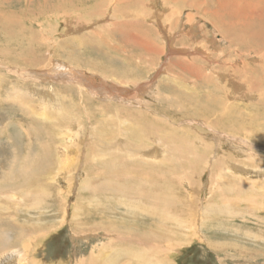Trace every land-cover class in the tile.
<instances>
[{"label":"rangeland","instance_id":"obj_1","mask_svg":"<svg viewBox=\"0 0 264 264\" xmlns=\"http://www.w3.org/2000/svg\"><path fill=\"white\" fill-rule=\"evenodd\" d=\"M130 1L133 5V0ZM175 1L177 0H140L138 7H135L138 11L135 9L133 11L140 13L141 9V12H145V30L122 28L130 33L128 42L131 41L128 43L123 41L120 32L108 31L105 41L100 39V42L97 41L95 34L91 37L87 35L91 29L106 25L103 23L108 25L107 21L113 15L115 0H108L106 3L107 8L112 10L104 9L108 10L106 14H97L95 16L98 17L94 19V16L81 18L86 11L93 9L95 0H88L83 4L82 2L66 4L58 11L55 10L56 5L52 6L53 3L57 4L56 0H0V19L2 16L3 19L10 16V20L11 18L19 20L16 29L11 28L8 31L2 28L3 24H0V86L2 84L0 87V218L10 217L12 224L27 225L29 229L27 232L24 231L23 242L21 240V245L16 247L11 242L18 236L17 230L14 227L10 230L4 229L6 232L2 237L5 236L9 240L11 247L0 251V264H88L95 257L99 264H264V102L261 103L259 95H248L244 90L241 91L242 93H232L234 96L230 98L227 95L229 93L222 90V86L221 89L216 83L207 85L202 78L205 72L206 75L209 73V76L216 78L215 80L224 79L226 69L234 65H243V59L252 64L257 63L263 55L243 48L236 51V46L227 44L215 24L205 20L202 15L197 14V11L193 12L196 14L194 18L189 20L188 13L191 12L189 8H186L183 14L177 12L172 16L177 24L173 21L175 26L172 25L170 28V24L163 20V17H159V13L162 16L164 12H169L171 8L167 6L168 2L173 3L174 7V3L177 5ZM197 2L212 11H216L218 7L221 15L230 17L234 15L233 18L242 17L239 11L238 13L234 10L241 7L239 10L251 13L245 18L247 20L264 16V0H197ZM117 4L122 6L126 3ZM231 10L232 14H230ZM157 19L164 21L163 24L169 34L167 37L173 36L172 40H165L164 33L157 26ZM78 20L87 26L77 32L71 28L76 26ZM148 25L154 31H150L149 28L148 30ZM43 28L50 31L48 33L50 38L44 40L41 48H37L39 55L36 57L44 64L54 59L56 61L53 65L46 64L37 69L19 65L21 62L16 59L14 47L28 46V37L32 39L35 35L40 37L36 38L39 42L43 41L40 33L32 35L33 31ZM103 35L104 33L101 37ZM187 37L189 38L186 39ZM90 38H93L92 43ZM138 38L146 44H155L160 50L164 47L165 53L161 55L156 53L158 49L150 51L138 47L135 45ZM171 42L175 44L174 46L182 48L184 52L171 54L169 51ZM38 45L36 42V46ZM198 47L208 50V53L212 54H209L210 58L202 55V52L197 50ZM1 50L8 51L9 55L1 54ZM23 51L20 49L18 52L23 55ZM129 55H133L132 61L136 63L131 66L134 73L127 75ZM72 57L78 58V63L80 62L83 68L67 64L70 66L69 69L60 65L64 64V59L73 62ZM84 64L87 66L85 67ZM99 64L105 65V68ZM187 64L190 65L193 74H190L191 72L186 74L184 71ZM162 66L163 70H161ZM111 67L116 70H109ZM98 68L110 73L115 71L119 76L120 72L125 73L127 77L123 75L120 77L130 78L132 81L127 83L129 86L123 85L124 79L120 81L110 77ZM61 72L67 74L62 75ZM222 73L224 75L221 76ZM178 74L183 80H179ZM41 86H48L50 90L46 91ZM51 86L71 87L75 92H67L73 97L70 101L68 99L62 103L59 99L60 92L54 91L57 89ZM120 87L132 90L133 94L130 91H123L126 92L124 93L126 96L129 94L127 97L135 95L131 102L123 100ZM173 90L175 92H171ZM259 90L262 91L264 98V88L261 87ZM198 92L209 94L213 101L217 100L220 110L224 108L220 107V104L221 99L225 97L227 109H232L230 113L233 116L229 118L232 122L237 116L249 114L244 121L245 128L261 137L258 138L259 141L245 135L246 133L233 134L217 128L207 129L205 125L216 122L218 118L219 121L223 119L225 122V116L222 118L216 114L199 113L201 110L197 105H193L194 109L188 114H184L179 109L176 116L173 115L175 111L169 109L172 105L169 100L172 93L191 95L192 97L182 102L188 106L197 102V96L194 94ZM78 94L81 98L86 97L93 101V105L88 106V111H84L81 107ZM42 96L47 97V101L45 98L41 99ZM26 102L27 105H24ZM138 103H141V106ZM105 104L110 106L109 110H106V122L102 121L103 113L98 110ZM26 108L34 109L32 113H28ZM116 108L119 109L118 115L115 114ZM139 108H143L146 117L148 116L156 124L165 125L162 119L168 121V126L165 125L168 127L167 131L186 135V140L180 143L181 147L189 151L188 153L198 147L199 154H202L199 164L202 170L196 174L194 172L196 167H190L184 160V167L177 178L181 181V185L180 187L174 185L171 188L174 194L172 197L179 193L178 197L185 200L187 206L195 213L194 221L186 223L184 215L182 221L184 225L180 233L174 236L171 232L173 238L159 244L160 256H147L152 251L151 247L146 245L139 247L125 242L124 239L130 235V231L119 232V228L116 231H109V227H99L102 226L99 225L100 223L111 219L112 222L115 220L117 223L123 221L127 215L123 217L127 213V207L133 205L132 200L138 199L128 198L123 193L115 195L114 192H105V189L101 188L91 193L90 187L88 188L93 175L105 171L103 166L97 169L94 165L108 157L106 152L110 149L105 148V144H116L120 141L124 146L127 140L128 143L130 142L129 134L134 126L146 124L144 119L131 120L132 115ZM154 115L162 119L154 120ZM111 119L117 120L116 124L127 129V132L121 136H114L113 127L115 129L118 125H115V122L111 125L112 121L109 125L108 121ZM214 126L217 127L216 124ZM163 138L158 133L149 132L145 135L141 133V140L148 144V148L137 153L143 152L151 161L164 162L165 159L168 161L170 148ZM45 148L54 150L53 157L49 159L51 165L48 162V170L41 172L39 178L34 177V174L30 186L23 185L21 176L14 177L15 182L10 181L14 180L11 177L19 171L26 170L29 165H33L32 170L36 169ZM72 156L74 158H71ZM215 165L220 167L216 168ZM105 210H111L109 215L100 216ZM180 211H183L182 208L178 209V212ZM138 214L141 216L137 217V212H132L126 219L130 220L125 224L128 225L127 229H131V226L139 223L142 217L147 216V212L143 210L138 211ZM180 215L183 213L180 212ZM157 221L159 225L163 223L160 219ZM178 229L181 228L177 227ZM179 235L181 237H178Z\"/></svg>","mask_w":264,"mask_h":264},{"label":"bare ground","instance_id":"obj_2","mask_svg":"<svg viewBox=\"0 0 264 264\" xmlns=\"http://www.w3.org/2000/svg\"><path fill=\"white\" fill-rule=\"evenodd\" d=\"M85 1H88V0H56L57 4L53 3L52 6L56 5L55 6V10L58 11V9H61V7L63 5H66V4L70 5L72 3L76 4V3H81V2L83 4V3H85ZM107 2H108V0H95L94 4L92 5L93 9L86 11L85 14H82L84 16L81 19L87 18V17L91 18L93 16H94L93 17V19H94L95 17H98V16H95L97 14L105 15L106 11L112 10V9L107 8L108 7L107 4H106ZM175 2L177 3V5H175V3H174V7H173V3L168 2L167 6H169L171 8L169 12H164L162 14V16L159 13V15H160L159 17H163L164 18L163 20H165L166 22H168V24H170L169 25L170 28L172 27V25L175 26V24H177V21L175 22L173 20L172 16H175V14H177V12H178V14L179 13L183 14V11L186 8H189V10L191 11V12L188 13V19L189 20H192L194 18V16L196 14L194 13L195 14L194 15L193 12L197 11V14L202 15V17L205 20L212 21L215 24L216 28L219 31H221V33L223 34V37H225L227 44H230V46L231 45L232 46L233 45L236 46V48H237L236 51H240L243 48L246 51L247 50H251L253 52L255 51L256 54H258V55L260 53H262V55H263V58L259 59V61H258L259 63L257 62V63L252 64L249 61H246L245 59H243L244 60L243 65H239V66H235L234 65L231 68L226 69V73H225L224 79L223 78L222 79L218 78L219 80H215L216 78H214L213 76H209L210 75L209 73L206 75L205 72H204V74L202 76V78L205 79L204 82L207 85H208V83H209V85L211 83L212 84L216 83L218 86H220V88L222 86L223 89L222 88L221 89L227 91L229 93L227 95L230 98L233 97L234 94H238V92H241L242 90H244L245 93L248 94V95L249 94H254L256 96L259 95V98L261 99L260 100L261 103L264 102V98H262V96H263L262 95V91L259 90L261 87L264 88V16H263V14H262L263 17H261V18H257V19H255V18L252 19L251 18L252 20H247L245 18L249 17V15H251V13L248 14V12L239 10L242 7L241 8H237L238 10L234 9L236 12L239 11L240 13L239 12L238 13L241 14L240 16H242V17H238V18L234 17L233 18L234 15L232 17L221 15L220 9L218 7H216L217 8L216 11L205 9L201 3L197 2V0H177ZM117 3H120V5L125 4V3L126 4L122 5V6H119V4H117ZM141 3H144V2L141 1ZM220 3H221V1H220ZM138 4H140V0H133V5H132L130 0H115V5H113L114 6L113 15L110 17L112 20L109 18L110 20L107 21L108 25H107V23H103V24H106V25H101L98 28L96 27L94 29H91L89 31V33H87V35L89 37H91L92 34H93V36L95 34L96 38L98 39L97 41L100 42L99 41L100 39L102 41L103 40L105 41L106 37L108 36L106 34L108 31H110V32L113 31V33L114 32L115 33L116 32H118V33L120 32L123 35V41H125V42L127 41L128 42V36L130 35V33L128 34L127 32H125L126 30L124 31V30H122V28H124V27L127 28L128 27V28H132L134 30H137L138 28H142L143 30H145V24H146V22H145L146 21L145 12L144 13L141 12L142 11L141 9L139 10L140 13H137L136 11H133V9L138 11V9L135 8V7H138ZM214 5H216V4H214ZM104 9H108V10H104ZM148 9H149V7H148ZM228 9H230V8L228 7ZM36 11H38V10H36ZM224 13H226V11ZM108 14L111 15L110 13H108ZM139 14L141 15V17H139ZM230 14H232V10H231ZM260 15H261V13H260ZM12 17H14V15ZM165 17H166V19H165ZM79 19H80V17H79ZM84 20H86V19H84ZM161 20L162 19H157V21H156L157 22V26L164 33L165 40H170V39L172 40L173 36L167 37V35H169V34L167 33V31L165 29V26L163 24L164 21H161ZM0 21H1L0 24H3L2 28H5V30L8 31L11 28L16 29V27H17L16 23H18L17 21H19V20H17V19L13 20V18H11V20H10V16H8L7 18L3 19V16H2ZM173 21H174L175 24L173 23ZM82 23H80V21L78 20L77 24H75L76 26L71 28V29H73L74 31L78 32L79 30H82V29L86 28L87 25L85 23L84 24H82ZM26 28H28V27H26ZM148 28L150 29V31L153 30V29L151 30V26H149V25L147 26V29ZM29 31H31V29ZM169 32H171V31L169 30ZM35 33L36 34L40 33L39 35L41 36V38H43V41H41V39H40L41 42H39V39H36V38H40V37H36V35H35V38L32 36L33 37L32 39L30 37H28V41H29L28 42V46L20 45V48L18 46L14 47L15 51H16L15 52L16 55L14 53L13 54L15 56H17V58H16L17 61L19 60V62H21L19 65H21L23 67L24 66L25 67L32 66V67H35L36 69L40 68L43 65L45 66L46 64L53 65V63L56 61L55 59L52 60V62L44 64L43 62H41V60L38 59V57H36V56L39 55L38 52H37L38 51L37 48L38 47L41 48L42 47L41 44H43L44 40H47V39L50 38V34H48V33H50V31H48L47 28H45V29L43 28V29H40V30L33 31L32 35H34ZM102 33H104L103 37H101ZM148 33H149V31H148ZM10 34H12V33H10ZM172 34H174V33H172ZM172 34H170V35H172ZM51 37H53V36H51ZM76 37H78V36H76ZM159 37H160V35H159ZM188 38L189 37H187L186 39H188ZM92 39L90 38L91 43H92ZM32 41H33V43H32ZM36 42L39 44L38 46H36ZM135 42H136L135 45H137L138 47L146 48V49H149L150 51H156L158 49L156 51V53H158V54L160 53L161 55H163L165 53V51H166L164 49V47L160 50V48H157L158 46H156L155 44H153V43L146 44V42L140 41L139 38H138V41H135ZM190 42H192V41H190ZM133 44H134V42H133ZM174 45H175L174 43H172V42L170 43V46H169L170 50L169 51H170L171 54H172V52L175 55L176 54H182L184 52V51H182V48H180V47L178 48V46L176 47ZM70 46H73V45H70ZM20 49L24 50L23 51V53H24L23 55H21L20 52H18ZM118 49H119V47H118ZM230 49L228 51H230ZM123 50L124 49H122V51ZM197 50H199V52H202V55L207 56L208 58H210V55H212V54L208 53V50H205L202 47H198ZM195 51L193 50V52H195ZM189 52L191 53L192 51H189ZM1 54L9 55V52L6 51V50L4 52H2V50H1ZM14 55H13V57H15ZM196 55H197V53H196ZM228 55H226V56H228ZM122 56H123V54H122ZM132 56L133 55H129L128 56V58H129L128 61L129 60L130 61L127 62V63H129L130 67L129 66L127 67V69L129 70V71L126 70V71L129 72V74H127V75H130V74L134 73V69L131 68V66L135 65L136 62L132 61ZM177 57H179V56H177ZM89 58H91V57H89ZM229 58H230V56H229ZM236 58H238V56ZM170 59H172V58H170ZM174 59L177 60V58H175V56H174ZM64 60H65L63 62L64 64L61 63L60 64L61 66H64V67L67 66L70 69V66L67 65V64H73L76 67H79V68L82 67L83 68V66H81L79 64L80 62L78 63V58L77 59L73 58V60H72L76 64H74L73 62H71L69 60H66V59H64ZM168 60H169V58H168ZM126 61H127V59H126ZM169 61L172 62L171 60H169ZM212 63H213V61H212ZM88 64H89V62H88ZM213 64L215 66V63H213ZM55 65H57V64H55ZM193 65H194V63H193ZM86 66L87 65H85V67ZM99 66H101V64H99ZM104 66H101V67L105 68ZM165 66L166 65H164V67ZM194 66H196V65H194ZM210 66H211V64H210ZM164 67L163 66H162V68L160 67L161 70H163ZM199 67H201V66H199ZM192 68L194 69L195 67H192ZM214 68H216V67H214ZM45 69H46V67H45ZM47 69H49V68H47ZM111 69H112V67L109 68V70H111ZM180 69H181V67H180ZM185 69H184V71H186V74H187V72H189V73L191 72L190 74H193L192 71H190V70H192L190 65L187 64ZM199 69H197V70H199ZM211 69H212V67H211ZM72 70H73V68H72ZM112 70H116V68H113ZM100 71L102 73H105L106 75H109L110 77H115L116 79H118L120 81L125 78L123 76L127 77V75L125 73L123 74L122 72H120V76L121 75H123V76L120 77L115 71H111V73L108 72V71H105V70H100ZM195 71H196V69H195ZM117 72H119V71H117ZM212 72H214V70ZM61 73H62V75L67 74V73H63V72H61ZM79 73H81V72H79ZM174 73L175 72H173V74ZM199 73H200V71H199ZM222 75H224V74L222 73L221 76ZM179 76H180V74H178V77ZM195 76H197V74ZM180 77H179V80H183V79H180ZM221 80H223V81H221ZM123 81L125 82L123 85H125V84H127L129 82L131 83L132 80L129 78V79H124ZM0 82H1V79H0ZM119 83H121V82H119ZM179 83H180V81H179ZM0 87H2V84H1ZM51 87L53 89L54 88L57 89V90H54V91L60 92L59 99L61 100L62 103L64 101L68 100V99L70 101L71 98L73 97V95L71 93H67V92H72L73 91L72 90L73 88H71V87H58V86H51ZM41 88H43L46 91L50 90V88H48V86H41ZM120 88H121L120 89V94L123 96V100L125 102H131L132 99H133L132 97H135V95L134 96L130 95L129 97H127L129 94H127V96H126L124 94L126 92H123V91H127L128 92V91H130V89L129 90H125L122 87H120ZM58 89H60V90H58ZM131 91H130V93L133 94V92H131ZM73 92H75V91H73ZM171 92H175V90H173ZM232 93H234V94L232 95ZM202 94H203V92H202ZM202 94H200V92L194 94V95L197 96V99H198L197 102L186 106L182 102L184 100H187L188 97H192L191 95H189V94L185 95V93L184 94L172 93L171 99L169 98L170 103L172 102L171 103L172 105L169 107V109L171 111L174 110L176 113L174 112L173 115L176 116L177 111L179 109L182 110L184 114H188L190 111H192L194 109L193 105H197V106H199L198 107L199 110H201V112H199V113L208 114V115L216 114V115H220V117L225 116V119H226V120L224 119L225 122L223 121V119L221 121H219V118H218V120L216 122L214 121L212 123H209L208 125H205V127L207 129H216L217 128V129H222L223 131H226V132H232L233 134L246 133L245 135H249L250 137L254 138L255 141L256 140L259 141L258 138H261V137H258L257 135L253 134L252 131H250L248 128H245L244 121L246 120V117L249 116V114L242 115L241 117L237 116V119L232 122V119H229L230 117L233 116L232 113H230V110H232V109H230V110L227 109V107H226L227 106V100H226L225 97L221 99L222 103L220 104V107H224L225 109L223 108V109L220 110V108H218L217 100H215V101L211 100L209 94H206V95H204V94L202 95ZM224 94H223V96H224ZM227 95H225V96H227ZM56 96L57 95H55V92H54V97H56ZM239 97H241V96H239ZM43 98H45V97L42 96L41 99H43ZM52 98H53V96H52ZM78 98H79L78 101H79L80 105L82 103L81 107H83L84 111H88V108H89L88 106H92L93 105V101H91L90 99H88L86 97L81 98V95L78 94ZM45 99L47 101V97ZM163 100H166V99H163ZM138 104H140L139 106H141V103H138ZM166 104H167V102H166ZM24 105H27V102L24 103ZM39 105L41 106V104H39ZM105 105H101V108L98 109V110H101V113H103L102 115L104 116V118H102V121L104 120L106 122L107 121L106 110L107 109L109 110L110 106H107V105L105 106ZM212 105H214L215 107L212 108L211 107ZM16 106H19V105L16 104ZM99 106H100V104H99ZM234 108H236V107H234ZM26 109H27L28 113H32L34 108L33 109L26 108ZM142 109L141 108L137 109L139 112L137 111L134 115H132L133 117H132L131 120H134V119H141L142 120V119H144V123L146 122V124L143 125L141 123V125L134 126L133 131L129 134V137H130L129 141L130 142L128 143V140L126 142L124 141L125 142L124 146H122L120 141L116 142V144L115 143L114 144H108V145L105 144V148L108 147L110 149L109 152H106L108 154V157L106 159H104V161H101V162L98 161V162H96V164H94L95 168H97V169H101L100 167L103 166L104 167L103 169H105V171L96 172L97 175L96 176L93 175V177L91 178L90 184H88V188L90 187L91 193H94V191L96 192V190L98 191L99 188H101V189H105V192L106 191L114 192L115 195H117L119 193H123L128 198L135 197L136 199H138V200H132L133 205H131L130 207H127V209H126L127 213H125L123 215V217L126 214L127 215L124 217L123 221H120V222L117 223L115 220H114V222H112V219H111V220H109V221H107L105 223H100L99 225L102 224V226H99V227H104V228L105 227H109L110 228L109 231H116L118 228H119L118 229L119 232L130 231V235L126 236L125 239H124L125 242H127L130 245H137L139 247L140 246L143 247L144 245H146L148 247H151V249H152V251L149 252L147 254V256H160L161 251L159 249V244H162V243L166 242L167 239L173 238V235H170L171 232L174 234V236L180 233L179 231L182 230V227L184 225L183 222H182L184 215L187 218L186 219L184 217L185 218L184 221L186 220L185 221L186 223L187 222L192 223L194 221V214L195 213H193L192 209L189 208V206H187L185 200H183L182 198L178 197L179 193L175 194L176 196L172 197L174 194L172 193V189L171 188H173L174 185H177L179 187L181 185V181H178L177 178H178V175L180 174V172L182 171V169L184 167V164H183L184 160H186L185 163H187L190 167H196V169H194V172H196V174H198V172H200V170H202V167H200L201 169L199 168V164L201 163L200 158H201L202 154H199V149L200 148H198L196 146H195L196 149H193V151L191 149V153H188L189 152L188 150H185L183 147H181V143H182L181 141H183V140L185 141L186 140V137H187L186 135H181V134L176 133V132L167 131L166 128L168 129V127H166V126H168V121L162 119L159 116L157 117V116L154 115L155 116L154 120H156V119H160L161 120L162 119V121H164L166 126L163 125V124H156L153 120L149 119L148 116L146 117V115L144 113L145 110L143 111ZM37 110H38V108H37ZM116 110L118 112L116 111L115 114L118 115L119 114V109L116 108ZM222 110H224V111H222ZM47 113H49V112H47ZM238 113H239V111H238ZM119 118L120 117L118 116V120H119ZM222 118H224V117H222ZM109 119H110V117H109ZM172 119L174 120V118H172ZM250 119H252V118H250ZM111 121H112V124L109 123ZM123 121L124 120H122V122ZM113 122H115V125H118V124H116L117 120L114 121V119H111V120L108 121L109 125L110 124L113 125L114 124ZM215 124H216L217 127L214 126ZM113 130H115V131H113L114 133H112L114 136H121V135H123V134H125L127 132V129H125L122 126L119 127V125H118V127L116 126L115 129L113 127ZM170 130H173V129H170ZM149 132L150 133H158V134L162 135L164 137L163 138L164 141L166 143H168V146L170 148L168 150L169 151V156H168L169 163H168V161L166 159L164 160V162H162L160 160L151 161V160L148 159L150 157H145L143 152L137 153L138 151H144V149L148 148V144L145 141L141 140V133L145 135L146 133H149ZM121 147H124V149H119ZM94 150L98 151L97 149H94ZM92 151H93V149H92ZM119 151H122V152L119 153ZM42 152H43V154L39 158L40 159V164L36 167V169L32 170L33 165L32 166L29 165V167H27L26 170L19 171L15 176H13L11 178L12 179L14 177L15 178L19 177L20 178V176H21V179L24 181L23 185L30 186L29 184L33 183V182H30V180L33 179V175L35 174L34 177H36V178L38 176L40 177L41 176L40 175L41 172L44 173V171L48 170V166H49L48 162L51 165V161L49 159L51 157H53L54 150L52 148H49V149L45 148V149H43ZM103 153L105 154L104 151H103ZM142 154H143L144 157H142ZM95 155H96V153H94V156ZM153 157H156V156H153ZM183 157H184V159H183ZM71 158H74V157L72 156ZM28 162H30V161H28ZM34 162H35V160H34ZM94 163H95V161H94ZM217 163H218V161H217ZM94 165L91 164V167L94 168ZM215 167L219 168L220 166H216L215 165ZM98 176H100V177H98ZM15 178H14V180H10V181L11 182L12 181L15 182ZM174 193H175V190H174ZM221 194H223V193H221ZM105 195H106V193H105ZM106 202H107V200H106ZM135 202H137V203H135ZM127 204H129V203H127ZM105 205L107 207L108 203L105 204ZM109 205H110V203H109ZM179 208H182L183 211H180V212H182L183 215H180V212H178ZM100 209H102V208H100ZM141 210L147 212V216L142 217L140 219L139 223H137L135 226H131V229H127L128 225H125V224L128 223L130 220H126V219L129 217V215L132 212H135V211L137 212V215H136L137 217L141 216V215L138 214V211H141ZM101 211L104 212V210H101ZM110 211L111 210H105V213L104 214H100V216L104 217L105 215H109L108 213H110ZM143 219H144V223H143ZM157 219H160L163 223L159 225ZM102 222H104V221H102ZM142 223H143V227H141ZM26 226L21 225L20 223H19V225L18 224L17 225L12 224L10 217L0 218V251H4L7 248L11 247V244L9 243V240L7 238H5V236L2 237V234L4 235V233L6 232L4 229L10 230L12 227H14L17 230L16 232H18V234H17L18 236L16 238H13V235L11 233L12 238L14 240L11 243L13 244L14 247H16L18 245H21V240L23 242V233H24V231H26V232L29 231L28 227H26ZM177 227L181 228V229L177 230ZM121 228H122V230H121ZM16 232H14V233H16ZM178 237H181V235H179ZM88 264H99V261H98L97 257H95V258L91 259V261Z\"/></svg>","mask_w":264,"mask_h":264}]
</instances>
